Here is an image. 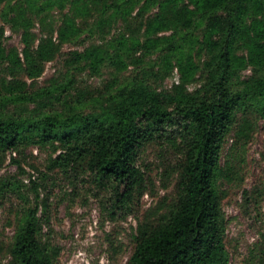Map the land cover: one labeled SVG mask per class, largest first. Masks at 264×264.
<instances>
[{
    "label": "trees",
    "instance_id": "obj_1",
    "mask_svg": "<svg viewBox=\"0 0 264 264\" xmlns=\"http://www.w3.org/2000/svg\"><path fill=\"white\" fill-rule=\"evenodd\" d=\"M5 26L21 33V53L5 46ZM61 56L65 71L39 86ZM84 74L101 88L81 87ZM261 124L264 0H0V168L9 153L47 148L51 169L112 183L133 208L149 191L142 150L167 142L176 154L174 195L139 218L127 264H230L221 185L239 172L223 153ZM20 191L0 176V201H25ZM24 203L9 264H58L38 205Z\"/></svg>",
    "mask_w": 264,
    "mask_h": 264
},
{
    "label": "rangeland",
    "instance_id": "obj_2",
    "mask_svg": "<svg viewBox=\"0 0 264 264\" xmlns=\"http://www.w3.org/2000/svg\"><path fill=\"white\" fill-rule=\"evenodd\" d=\"M56 16L57 19L59 15ZM34 33L40 36L38 25ZM5 46L21 53V33L5 26ZM77 49L84 47L67 45L64 54ZM63 60L61 56L46 65L39 86L65 71ZM78 80L81 87L89 90L102 86L101 78L89 74ZM178 80L175 70L163 87L171 88ZM233 144L231 137L223 159L224 163L230 161L239 174L221 185L230 264H264V126L260 125L245 148H237L229 155ZM50 160L51 150L31 147L23 154L9 153L0 168V176L17 181L25 198L24 201L13 193L0 201V264H9L6 248L15 234L17 213L25 208L24 202L30 207L38 205L44 239L59 252L58 264H127L134 250L139 218L164 197L174 195V179L166 176L176 162L174 150L167 142L142 150L138 164L150 178L149 191L133 208L117 201L112 183L101 185L88 174L51 169Z\"/></svg>",
    "mask_w": 264,
    "mask_h": 264
}]
</instances>
